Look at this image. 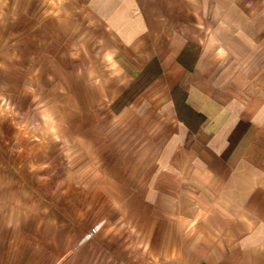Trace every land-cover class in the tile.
<instances>
[{
	"label": "crops",
	"instance_id": "crops-1",
	"mask_svg": "<svg viewBox=\"0 0 264 264\" xmlns=\"http://www.w3.org/2000/svg\"><path fill=\"white\" fill-rule=\"evenodd\" d=\"M84 6L125 50L105 109L137 136L105 191L103 259L60 264H264V0Z\"/></svg>",
	"mask_w": 264,
	"mask_h": 264
},
{
	"label": "rangeland",
	"instance_id": "rangeland-1",
	"mask_svg": "<svg viewBox=\"0 0 264 264\" xmlns=\"http://www.w3.org/2000/svg\"><path fill=\"white\" fill-rule=\"evenodd\" d=\"M84 1L0 0V264L103 259L105 191L127 177L137 135L105 109L125 50Z\"/></svg>",
	"mask_w": 264,
	"mask_h": 264
}]
</instances>
